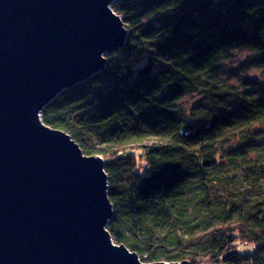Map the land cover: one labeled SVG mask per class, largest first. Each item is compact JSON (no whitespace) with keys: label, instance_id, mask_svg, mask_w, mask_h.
<instances>
[{"label":"trees","instance_id":"16d2710c","mask_svg":"<svg viewBox=\"0 0 264 264\" xmlns=\"http://www.w3.org/2000/svg\"><path fill=\"white\" fill-rule=\"evenodd\" d=\"M112 8L126 44L48 104L43 122L105 160L107 228L143 262L264 264V0ZM234 49L262 80L233 75ZM189 95L200 97L190 112Z\"/></svg>","mask_w":264,"mask_h":264},{"label":"water","instance_id":"95a60500","mask_svg":"<svg viewBox=\"0 0 264 264\" xmlns=\"http://www.w3.org/2000/svg\"><path fill=\"white\" fill-rule=\"evenodd\" d=\"M119 1L0 0V264H190L115 243L103 158L41 121L126 44Z\"/></svg>","mask_w":264,"mask_h":264},{"label":"rangeland","instance_id":"374dc122","mask_svg":"<svg viewBox=\"0 0 264 264\" xmlns=\"http://www.w3.org/2000/svg\"><path fill=\"white\" fill-rule=\"evenodd\" d=\"M114 52V51H113ZM112 53V52H110ZM228 59L230 62H232V66H233V75H236V77L241 81L244 82L246 81V79H263L262 71H259L257 69H252L250 68L248 64V62L250 61V56L247 52V50L245 51H240V50H233L229 55H228ZM236 80H234V83ZM233 82V81H232ZM198 100H200V97L198 95L196 96H192L189 95L187 96L184 101L182 102V106L186 109V111L190 112L191 108L193 107V104L196 103ZM41 116V115H40ZM42 118V117H41ZM42 120V119H41ZM43 122V120H42ZM48 126V125H47ZM259 128L260 133L264 136V123L257 125ZM50 127V126H48ZM52 128V127H51ZM55 129V128H53ZM59 130V129H58ZM67 133V132H66ZM73 139V138H72ZM77 143V142H76ZM78 144V143H77ZM79 145V144H78ZM80 146V145H79ZM81 147V146H80ZM133 148H136V146H133ZM82 149V148H81ZM138 149V148H137ZM133 150L137 156H142V151L141 150ZM83 150V149H82ZM84 152V151H83ZM87 155V154H85ZM91 156V155H89ZM105 162V161H104ZM104 171L105 167H104ZM107 173V172H106ZM108 176V174H107ZM126 174L124 173V175L122 176L123 178H125ZM108 185H109V177H108ZM109 194V193H108ZM114 216V215H113ZM109 224V223H108ZM108 226V225H107ZM106 229L108 230V228L106 227ZM109 231V230H108ZM112 236V235H111ZM114 239V238H113ZM115 242V240H113ZM116 243V242H115ZM118 244V243H117ZM126 246V245H125ZM244 246H248L247 243H244ZM128 247V246H127ZM129 248V247H128ZM130 249V248H129ZM131 250V249H130ZM132 251V250H131ZM134 251H132L133 253ZM136 253V252H134ZM139 256V255H138ZM147 257V255H146ZM139 259L142 261L141 256H139ZM143 262V261H142ZM144 263H149V262H144ZM181 263V262H180Z\"/></svg>","mask_w":264,"mask_h":264},{"label":"bare ground","instance_id":"6f19581e","mask_svg":"<svg viewBox=\"0 0 264 264\" xmlns=\"http://www.w3.org/2000/svg\"><path fill=\"white\" fill-rule=\"evenodd\" d=\"M128 37V36H127ZM87 81V80H86ZM42 113V112H41ZM42 119V118H41ZM42 121V120H41ZM44 123V122H43ZM45 124V123H44ZM55 130H58V129H55ZM60 131H63V130H60ZM69 136H71L69 133H67ZM74 140V139H73ZM75 141V140H74ZM76 142V141H75ZM85 154V153H84ZM95 156V155H94ZM96 156H99V155H96ZM101 157V156H99ZM102 158V157H101ZM104 160V159H103ZM105 161V160H104ZM114 208V207H113ZM112 237V236H111ZM113 239V237H112ZM114 240V239H113ZM138 255V253H136ZM154 263V262H153Z\"/></svg>","mask_w":264,"mask_h":264}]
</instances>
